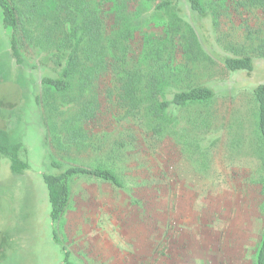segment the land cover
Instances as JSON below:
<instances>
[{
    "label": "rangeland",
    "instance_id": "obj_1",
    "mask_svg": "<svg viewBox=\"0 0 264 264\" xmlns=\"http://www.w3.org/2000/svg\"><path fill=\"white\" fill-rule=\"evenodd\" d=\"M223 1L216 0L222 8ZM173 3L211 58L189 65L181 84L211 86L214 101L176 111V124H150L147 103L126 106L119 97L121 82L110 73L96 85L95 118L77 122L87 138L83 135L76 146L49 131L45 105L35 99L43 76H57L64 61L57 64L18 31L22 53L34 68L14 59L18 72L12 75L0 35V100L10 109L12 140L23 138L31 165L19 176L8 158L2 160L0 264H66L68 247H86L77 230L83 226L93 230L96 244L99 231L108 229L103 245L109 242V264H255L264 230V152L253 89L264 82V58L256 57L255 71L247 73L227 69L222 56L247 41L248 30L261 29L264 12L239 14L228 5L223 15L199 24L188 0ZM0 32L9 45L11 30L2 29L1 10ZM150 34L163 36V26ZM51 157L66 166L109 167L121 185L74 176L70 206L53 221L43 178Z\"/></svg>",
    "mask_w": 264,
    "mask_h": 264
},
{
    "label": "trees",
    "instance_id": "obj_2",
    "mask_svg": "<svg viewBox=\"0 0 264 264\" xmlns=\"http://www.w3.org/2000/svg\"><path fill=\"white\" fill-rule=\"evenodd\" d=\"M173 1L0 0L3 26L11 30L10 47L18 65L34 68L22 53L18 31L48 52L57 64L64 61L57 76H43L42 93L35 94L37 104L42 100L45 105L49 131L62 133L64 140L75 146L83 135L87 138L77 122L95 118L99 112L95 88L110 73L121 82L119 97L126 106L133 109L140 102L147 103L146 119L150 124H173L179 119L176 111L207 107L214 101L216 91L211 86L181 84V73L190 69L189 65L211 58L193 26L184 19L182 9ZM212 1L188 0L196 23L209 16L218 18L228 5L239 14L264 12V0H226L223 8ZM158 24L163 26L164 35L152 36L150 31ZM245 40L239 47L233 45L232 53L222 56L230 71L253 73L255 58H264V24L260 30H248ZM63 47L69 50L63 52ZM63 103L65 109L61 108ZM6 104L0 100V177L4 158L10 160L11 172L20 176L31 165L25 158V144L11 139L9 118L5 116L10 109ZM253 109L256 133L264 152V82H258L253 89ZM46 137L50 143L48 134ZM81 174L121 185L118 175L109 167L66 166L51 157L43 178L53 221L68 210L71 180ZM65 256L66 264H74L69 260V252ZM255 264H264V230Z\"/></svg>",
    "mask_w": 264,
    "mask_h": 264
},
{
    "label": "crops",
    "instance_id": "obj_3",
    "mask_svg": "<svg viewBox=\"0 0 264 264\" xmlns=\"http://www.w3.org/2000/svg\"><path fill=\"white\" fill-rule=\"evenodd\" d=\"M2 29L6 30L3 26V22H2ZM0 35L2 37L3 35V50L6 51L9 55H10V67L13 70L12 75L14 74V72H18L16 71L15 67H14V57L12 55L11 52V47H10V38H8V44H6V40L4 38V35L6 36L5 33L0 32ZM7 37V36H6ZM17 63V62H16ZM7 118V115H5ZM8 119V118H7ZM12 120L9 121V125H10V129L12 130ZM45 131V130H44ZM11 135V134H10ZM12 139V136H11ZM15 142H23L27 148V152H28V146L26 145L25 141L23 140V138H20L18 140H16ZM26 158V156H25ZM3 160V159H2ZM2 160H1V177H0V185H1V181L4 179L2 176ZM72 181V180H71ZM72 190V189H71ZM64 216V215H63ZM61 219V218H60ZM83 225V224H82ZM84 227V226H83ZM83 227L81 228H77V230H81V237H84L85 239H83V242L85 241V246L84 248L80 247V249H73L74 251H72V249L70 250L68 247V252H70L69 254V258L70 261L74 264H100V263H104V260L107 262L109 261L110 258V254H109V242L106 240V245H103V241H104V237H106L108 239L109 235H108V229L104 230L102 228V230L99 231L98 237L96 238V242H98L97 244L94 243L93 241H91V235L92 232L89 233L88 230H85ZM105 231V232H104ZM94 235V234H93ZM100 242V243H99ZM105 243V241H104ZM91 245V247H90ZM101 245V246H100ZM106 264H109V262H107Z\"/></svg>",
    "mask_w": 264,
    "mask_h": 264
}]
</instances>
